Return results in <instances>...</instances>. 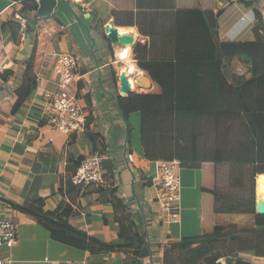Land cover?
Instances as JSON below:
<instances>
[{
    "label": "crops",
    "instance_id": "crops-1",
    "mask_svg": "<svg viewBox=\"0 0 264 264\" xmlns=\"http://www.w3.org/2000/svg\"><path fill=\"white\" fill-rule=\"evenodd\" d=\"M175 2L178 9L221 11L217 27L222 43L255 42L260 37L256 33L259 24L264 25L260 0ZM134 4L135 0H57L48 17H37L38 0H0V218L15 224L17 233L14 246H0V264H163L165 250L173 242L210 233L215 226L233 225L249 229L240 236L247 248L239 251L244 255L232 253L219 263L233 264L238 258L252 263L264 257V225L254 226L250 215L213 212L215 198L223 195L220 191L235 188L229 185L227 163L178 161L179 217L176 222L163 220L152 182L159 161L144 158L140 113H129L127 122L121 109L126 103L119 97L129 93L118 92L122 71L127 73L130 93L159 92L137 68L132 54L134 44L147 38L134 26L114 24L112 11L131 10ZM10 22L20 27L17 40L12 38ZM110 22L119 33L134 37L127 56L120 55L125 48L106 38L104 26ZM55 53L69 54L76 61L78 79L70 90L84 114L83 132L68 135L47 125L42 94L58 91ZM29 59L36 87L13 113L15 92ZM245 61H232L230 71L248 77ZM127 154L132 155L131 162ZM93 155L103 157V180L85 187L73 185L75 169ZM247 166L246 180L253 165ZM259 179L264 182V172L253 177L256 215H260ZM24 206L108 243L138 242L143 235L151 253L143 259L130 249L90 253L47 230L38 218L19 209ZM173 252L177 254V249ZM227 257L233 261L226 263Z\"/></svg>",
    "mask_w": 264,
    "mask_h": 264
},
{
    "label": "trees",
    "instance_id": "trees-1",
    "mask_svg": "<svg viewBox=\"0 0 264 264\" xmlns=\"http://www.w3.org/2000/svg\"><path fill=\"white\" fill-rule=\"evenodd\" d=\"M175 1L135 0L131 10L112 11L116 26H134L147 38L134 44L132 54L137 68L159 88L158 93L118 96L120 103H126L121 105L124 118L127 121L133 111L140 113V143L149 161L227 163L229 185L238 189L245 188L247 165L252 164L247 198L217 196L213 212L250 215L254 226L262 227L264 215L254 210L253 177L264 172V25L256 29L260 37L255 42L222 43L217 27L221 11L178 9ZM9 27L17 40L20 27L15 22ZM242 59L248 77L230 71L232 61ZM32 67L29 59L15 92L13 113L36 87ZM19 209L90 253L130 249L139 259L151 253L143 235L138 242L108 243L28 206ZM247 231L234 225L215 226L210 233L173 242L165 250L163 264H172L169 255L175 249L173 264H221L220 259L247 248L245 239H240ZM233 264L252 263L238 258Z\"/></svg>",
    "mask_w": 264,
    "mask_h": 264
},
{
    "label": "built area",
    "instance_id": "built-area-1",
    "mask_svg": "<svg viewBox=\"0 0 264 264\" xmlns=\"http://www.w3.org/2000/svg\"><path fill=\"white\" fill-rule=\"evenodd\" d=\"M260 1L264 5V0ZM54 57V71L60 79L57 92L45 91L42 94L47 125L55 131L68 135L83 132L84 114L77 104L75 91L70 90L78 79L76 61L73 56L65 53H55ZM127 160L132 161L131 154H127ZM102 163V156L87 157L75 169L71 183L77 187H85L101 182L103 180ZM177 164L178 161L175 160L157 162L156 174L152 180L156 187L155 201L165 222H176L179 217L180 179L176 173ZM16 239V225L7 219L0 218V246L11 248L15 245ZM252 263L264 264V257Z\"/></svg>",
    "mask_w": 264,
    "mask_h": 264
},
{
    "label": "water",
    "instance_id": "water-1",
    "mask_svg": "<svg viewBox=\"0 0 264 264\" xmlns=\"http://www.w3.org/2000/svg\"><path fill=\"white\" fill-rule=\"evenodd\" d=\"M57 0H38V8L36 11L37 17H48L55 7ZM104 32L108 41L113 45L120 48H124L134 44V37L130 34H121L116 27L110 22L104 26ZM122 95H127L131 92V86L127 79L126 71H122L119 74V90ZM257 213L264 215V204L258 200L256 204ZM226 263L232 262L233 258L227 257L224 260Z\"/></svg>",
    "mask_w": 264,
    "mask_h": 264
},
{
    "label": "rangeland",
    "instance_id": "rangeland-1",
    "mask_svg": "<svg viewBox=\"0 0 264 264\" xmlns=\"http://www.w3.org/2000/svg\"><path fill=\"white\" fill-rule=\"evenodd\" d=\"M222 181V180H221ZM248 186H249V178L247 177V180H246V183H245V188L244 189H237V188H234V190L230 191L229 189L227 191H220L223 195H226L228 197H234V198H242V199H245L247 198L248 194H249V191H248ZM230 194V195H228ZM242 252L239 253V255H244V254H241ZM175 253H171L169 255V259L170 261L173 263H175L174 259H175ZM223 261V259H222Z\"/></svg>",
    "mask_w": 264,
    "mask_h": 264
},
{
    "label": "bare ground",
    "instance_id": "bare-ground-1",
    "mask_svg": "<svg viewBox=\"0 0 264 264\" xmlns=\"http://www.w3.org/2000/svg\"><path fill=\"white\" fill-rule=\"evenodd\" d=\"M127 47H130L129 45H127V46H125L124 48H127ZM124 48H122V49H124ZM263 183V184H262ZM258 185H259V193H258V196L259 197H257V198H259V200L261 201H263V199H264V182H263V180L262 179H259L258 180ZM261 201V202H262ZM263 203V202H262ZM264 204V203H263Z\"/></svg>",
    "mask_w": 264,
    "mask_h": 264
},
{
    "label": "clouds",
    "instance_id": "clouds-1",
    "mask_svg": "<svg viewBox=\"0 0 264 264\" xmlns=\"http://www.w3.org/2000/svg\"><path fill=\"white\" fill-rule=\"evenodd\" d=\"M128 53H129V49L125 48V50L122 53H120V55L121 57H124V56H127Z\"/></svg>",
    "mask_w": 264,
    "mask_h": 264
}]
</instances>
